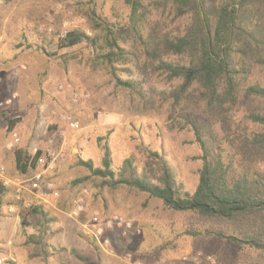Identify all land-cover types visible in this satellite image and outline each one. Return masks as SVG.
Returning a JSON list of instances; mask_svg holds the SVG:
<instances>
[{
    "label": "rangeland",
    "instance_id": "374dc122",
    "mask_svg": "<svg viewBox=\"0 0 264 264\" xmlns=\"http://www.w3.org/2000/svg\"><path fill=\"white\" fill-rule=\"evenodd\" d=\"M142 5L139 14L147 27L161 22L174 32L188 23L174 20L171 7L161 0H142ZM129 15L128 0H0V165L11 188L0 197V264H264L263 250L185 234L190 215L171 211L158 199L128 187L100 188L96 178L83 180L89 172L80 161L103 167L107 145L117 173L130 157L141 173L153 151L167 160L187 192L194 193L199 183L201 149L192 131L171 128L180 111L173 116L172 101L162 96L179 81L151 70L143 73L145 57L130 33L119 40L133 53L128 61L111 66L100 57L109 51L110 30L128 26ZM72 31L97 38L98 45L60 48L59 40ZM166 60L187 61L174 55ZM244 65L246 82L264 86V67L254 60ZM118 80L134 87H122ZM13 120L17 124L10 131ZM225 130L215 125L223 142ZM14 133L19 143L8 149ZM51 147L65 153L54 170L46 163ZM18 149L32 155L41 150L43 161L23 173L16 163ZM37 172L45 176L40 193L28 183ZM6 199L16 204L12 211ZM24 201L43 206L52 219L47 257L34 256L39 249L26 243L29 235L39 233L40 218L22 225ZM117 216L127 224L119 226Z\"/></svg>",
    "mask_w": 264,
    "mask_h": 264
},
{
    "label": "trees",
    "instance_id": "16d2710c",
    "mask_svg": "<svg viewBox=\"0 0 264 264\" xmlns=\"http://www.w3.org/2000/svg\"><path fill=\"white\" fill-rule=\"evenodd\" d=\"M161 1L171 7L174 20L187 19L183 29L172 32L161 22L145 26L139 14L140 9L145 10L142 0H128L129 25L119 32L110 30L105 41L109 51L100 57L111 66L128 61L133 53L119 40L130 33L145 57L140 66L143 73L151 70L165 75L168 81H179L162 96L172 101L173 116L185 110L181 116L179 112L171 128L192 131L194 143L201 149L198 186L194 193L187 192L167 160L153 151H149L141 173L132 157L117 173L107 145L103 148V167H96L91 160L80 161L89 172L83 180L96 178L100 188L128 187L160 200L171 211L189 214L185 234L192 237L213 236L264 251V86L246 82L244 65L254 60L264 67V0ZM84 42L92 48L98 45L97 38L72 31L59 40V47ZM169 55L184 56L187 61L172 63L166 60ZM117 84L134 87L121 80ZM193 101L197 103L191 104ZM16 124L10 121V131ZM216 124L226 129L228 146L215 134ZM251 125L261 129H251ZM15 154L18 169L26 173L37 167L43 152L32 155L18 149ZM6 192L7 187L0 182V197ZM21 217L24 226L34 217L40 218L39 233L29 235L26 243L39 249L34 256L41 253L47 257L49 214L43 206L35 205L23 209ZM72 253L88 261L76 250Z\"/></svg>",
    "mask_w": 264,
    "mask_h": 264
},
{
    "label": "built area",
    "instance_id": "2783aa9c",
    "mask_svg": "<svg viewBox=\"0 0 264 264\" xmlns=\"http://www.w3.org/2000/svg\"><path fill=\"white\" fill-rule=\"evenodd\" d=\"M78 123L77 122H70L69 126L71 128H75L77 127ZM12 141H10L7 145L8 149H13L18 143H19V138L17 136V134H13L12 135ZM39 150H36L35 152L37 153ZM35 153V154H36ZM47 157L48 160L46 161L48 169L50 170H54L57 165L59 164V162H61L64 158H65V153L63 148H55V147H51L47 150ZM43 161L42 158L40 159L39 163ZM5 167L0 165V182H2L6 187L9 185V180L6 178L5 176ZM45 182V176L43 172H37L29 181V187L32 190H36V191H40L42 184ZM47 188L49 189H54V185L50 182L47 183ZM21 199V198H19ZM24 208L25 209H29L32 207V203L31 202H27L24 201ZM114 221L119 223V226H124L127 224V222H125V220L122 217H115ZM208 259H211V257H209Z\"/></svg>",
    "mask_w": 264,
    "mask_h": 264
},
{
    "label": "crops",
    "instance_id": "0c3cea01",
    "mask_svg": "<svg viewBox=\"0 0 264 264\" xmlns=\"http://www.w3.org/2000/svg\"><path fill=\"white\" fill-rule=\"evenodd\" d=\"M3 126V125H2ZM2 129V128H1ZM11 190V188L9 189L8 187H7V192H6V194L9 192ZM39 193H40V191H38ZM5 194V195H6ZM7 201L5 202V207H7L8 209H9V211H12V209L15 207V203H13V201H10V200H8V199H6Z\"/></svg>",
    "mask_w": 264,
    "mask_h": 264
}]
</instances>
